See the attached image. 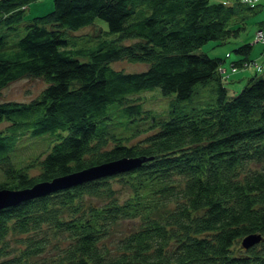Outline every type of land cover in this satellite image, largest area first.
I'll return each instance as SVG.
<instances>
[{"label": "trees", "instance_id": "1", "mask_svg": "<svg viewBox=\"0 0 264 264\" xmlns=\"http://www.w3.org/2000/svg\"><path fill=\"white\" fill-rule=\"evenodd\" d=\"M35 1L0 0V94L25 76L49 82L30 102L0 99V124L9 123L0 130V189L143 160L0 208V264H264V67L229 96L224 58L202 47L238 35L261 0H54L26 21ZM86 26L95 31L77 33ZM126 58L148 67H113ZM200 87L213 99L171 101L191 100ZM149 90L175 97L158 109ZM120 116L124 128L110 131ZM23 125L53 142L16 163L8 151L16 142L4 133ZM124 219L137 225L109 243ZM251 232L262 240L243 247Z\"/></svg>", "mask_w": 264, "mask_h": 264}, {"label": "rangeland", "instance_id": "2", "mask_svg": "<svg viewBox=\"0 0 264 264\" xmlns=\"http://www.w3.org/2000/svg\"><path fill=\"white\" fill-rule=\"evenodd\" d=\"M213 2H219V0H212ZM243 1V0H242ZM244 2V1H243ZM247 3V2H246ZM54 8V0H38L35 2H32L30 6H28V9L26 10V16L25 20L28 21V19L34 17L43 15L46 13H49L50 10ZM245 21L246 27L242 28L241 32L238 35H233L228 39V41L225 42H216L211 40L210 42L204 44L203 50L210 53V55L215 56L219 55V53L222 52L224 54L223 50H228V52H225V54L222 56L224 58L222 69L228 73V76H226L228 79L225 80L226 87L228 88V95H234L236 93H239L244 86L249 82V78L255 73L260 72L262 68L264 67V60L261 58L264 55V27H259L258 25H264V0H261L260 5L253 9L252 11L247 10L245 11ZM102 24L104 27H107V23L105 21H102ZM95 26H86L82 29L78 30V34H82L84 32L93 33L95 30ZM3 33H7L5 30V27L2 29ZM263 32V33H262ZM126 42L132 41L131 39H125ZM249 42L253 45V50L249 55H241L240 59H231L229 58V55L238 54L236 52V48L242 43ZM262 44V48L259 49L258 45ZM230 51V52H229ZM254 53L258 55V57H254ZM251 55V56H250ZM220 57V56H216ZM221 57V58H222ZM254 59H251L253 58ZM227 63V66L225 65ZM113 67L122 69L124 71H137V70H143L148 67V65L142 61H130L129 59H117L114 62H112ZM255 69V70H254ZM248 70H254V72H249V74L246 76V73L244 72ZM244 74V76H241L240 79L231 80L232 75L236 74ZM49 82L42 76H25L20 78L19 80L12 81L8 86H6L1 94L0 99L1 100H17V101H26L30 102L32 99L38 98V96L41 94L42 90L47 87ZM200 91L196 92L191 100H171L174 101L173 103L180 107L183 105V103L188 102L186 105L187 107L192 106V104L200 103L202 100H210L213 99L215 93L214 90L210 87H200ZM148 96L147 102H152L155 104V106L159 107L158 109L167 107V103L169 102V98L172 96L170 95L169 98H164L160 91L154 90L145 93ZM168 97V96H167ZM173 98L175 96H172ZM157 110V109H156ZM119 121H122L123 118L120 116L118 119L113 118V120H109L110 123L107 124L110 125V131L112 132H119V130H122L125 126L123 123L121 125ZM147 121H150V119L145 118L142 120H139V124L144 125V127L147 126ZM127 125V124H126ZM133 125L132 123H129L127 126L131 127ZM9 126V123L6 121L1 122L0 124V130L5 129ZM24 125L20 127H13L10 129L9 133L7 134L6 138L15 141L16 143L13 145L12 148H10V153L12 157V161L16 163H20V159L26 157V156H35L39 153H45L47 151H50L52 146V133L51 132H45L44 134L32 135L30 131H26L24 129ZM131 128L128 130V133L131 132ZM18 131V132H17ZM145 137V134H141V138ZM140 138L137 136L132 139V141H137ZM36 172V171H32ZM5 174L0 171V179L4 178ZM135 225H137V220H129L124 219L123 222H119L114 226L113 236L109 239V243H113L116 236L121 235L124 233L125 230H129L133 228ZM241 247V243L238 245ZM55 251L52 248H49L48 254L54 253ZM30 262H32L30 260Z\"/></svg>", "mask_w": 264, "mask_h": 264}, {"label": "water", "instance_id": "3", "mask_svg": "<svg viewBox=\"0 0 264 264\" xmlns=\"http://www.w3.org/2000/svg\"><path fill=\"white\" fill-rule=\"evenodd\" d=\"M142 160V158L137 157H121L120 159L109 160V162L100 163L99 165L88 166V168L57 177L50 181L37 182L34 186L25 187V189H0V208L15 205L18 202L26 201V199L35 198L36 196L47 195V193L57 191L58 189L76 186L102 176L131 170L135 166H138ZM262 237L259 233L251 232V234L246 235L242 239V245L243 247L250 248L252 245L260 242Z\"/></svg>", "mask_w": 264, "mask_h": 264}, {"label": "crops", "instance_id": "4", "mask_svg": "<svg viewBox=\"0 0 264 264\" xmlns=\"http://www.w3.org/2000/svg\"><path fill=\"white\" fill-rule=\"evenodd\" d=\"M259 27H264V25L262 26V25H258ZM257 45H258V48L259 49H261L262 48V44H259V43H257ZM224 51V54H225V52H228V50H223ZM230 52V51H229ZM208 53H209V51H208ZM210 54V53H209ZM224 54H222V52L221 53H219V55H215V56H220V57H222ZM251 56V55H250ZM254 57H258V55L257 54H255L254 53ZM254 57L253 58H251V59H254ZM229 58H231L232 60L233 59H240L241 58V56H240V54L238 53V54H235L234 53V55H229ZM263 60H264V55H263V57H261ZM225 65L227 66V63H225ZM264 66V65H263ZM255 70V69H254ZM254 70H248V71H246V72H244V74L246 73V76L249 74V72H254ZM244 74H236V75H232V78L233 79H231L232 81L233 80H235V79H240L241 78V76H244Z\"/></svg>", "mask_w": 264, "mask_h": 264}, {"label": "built area", "instance_id": "5", "mask_svg": "<svg viewBox=\"0 0 264 264\" xmlns=\"http://www.w3.org/2000/svg\"><path fill=\"white\" fill-rule=\"evenodd\" d=\"M244 2H247L248 4L256 5L260 2V0H243ZM263 33V32H262Z\"/></svg>", "mask_w": 264, "mask_h": 264}]
</instances>
